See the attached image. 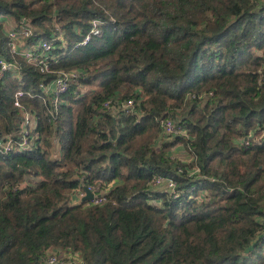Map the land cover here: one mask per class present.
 Here are the masks:
<instances>
[{
    "label": "trees",
    "instance_id": "16d2710c",
    "mask_svg": "<svg viewBox=\"0 0 264 264\" xmlns=\"http://www.w3.org/2000/svg\"><path fill=\"white\" fill-rule=\"evenodd\" d=\"M6 19L35 31L28 44L52 43L50 73L9 53ZM92 20L101 35L75 47ZM0 56L20 69L0 78V138L19 139L18 91L39 136L0 154V264L48 250L80 264H264V0H0ZM72 70L53 119L40 86ZM167 119L181 129L170 141ZM92 185L110 186L102 204L70 202Z\"/></svg>",
    "mask_w": 264,
    "mask_h": 264
},
{
    "label": "built area",
    "instance_id": "2783aa9c",
    "mask_svg": "<svg viewBox=\"0 0 264 264\" xmlns=\"http://www.w3.org/2000/svg\"><path fill=\"white\" fill-rule=\"evenodd\" d=\"M3 32L8 39L9 53L19 59L24 60L26 63L34 66L42 74L50 73L49 64L50 61L47 55L52 51V43L48 41L38 42L37 45L28 44L27 41L36 36L35 31L31 29L24 19L16 22L12 19H6L4 21ZM90 29L83 39L76 44L75 47H83L87 45L93 37H99L101 35V26L103 22L100 20H92L90 23ZM56 60V58H52ZM19 67L13 63L7 61L0 56V78L6 73H14V78L19 79ZM80 77V73L77 70L72 71H60L56 73V77L49 84L41 85L43 96L41 100L44 106L47 107V111L50 117L53 119L56 116L61 96L69 92V90L77 85ZM25 93L18 91L13 96V105L18 108L22 113V122L19 131V139H16L11 134L3 135L0 138V154L7 155L14 151L23 152L32 148L39 136L35 132L36 119L33 114L26 112L22 106L21 99ZM113 102L106 101L103 104V108L106 110L111 109ZM137 104L132 99H129L122 103L120 107L126 114L133 113ZM162 137H170L177 132L181 131L174 121L167 119L162 123ZM264 136V131H260V136L256 137V141H259ZM251 136H249L250 138ZM243 144L248 145L249 140L245 139ZM196 172V171H195ZM110 187V186H109ZM109 187H103L101 185H92L83 189H75L71 192L69 198L72 204L90 203L92 205L102 204L106 198L105 193ZM150 188L155 191L167 190L170 193L171 198L178 197L179 192L175 188V183L165 180L161 177H155L151 183ZM86 191L93 195L91 201L82 202L86 196ZM42 264H80V258L77 253L63 254L57 250H48L42 258Z\"/></svg>",
    "mask_w": 264,
    "mask_h": 264
},
{
    "label": "rangeland",
    "instance_id": "374dc122",
    "mask_svg": "<svg viewBox=\"0 0 264 264\" xmlns=\"http://www.w3.org/2000/svg\"><path fill=\"white\" fill-rule=\"evenodd\" d=\"M165 137H163L164 139ZM170 141L172 140V136L166 137L164 141ZM159 143V142H158ZM159 145H161L159 143ZM172 157L177 158L178 160L182 161L184 163L185 160L189 159V155L184 151L181 145H177L173 149Z\"/></svg>",
    "mask_w": 264,
    "mask_h": 264
},
{
    "label": "water",
    "instance_id": "95a60500",
    "mask_svg": "<svg viewBox=\"0 0 264 264\" xmlns=\"http://www.w3.org/2000/svg\"><path fill=\"white\" fill-rule=\"evenodd\" d=\"M109 142H111V139L109 140ZM93 198V195L86 191V196L83 198L82 202H87V201H91V199Z\"/></svg>",
    "mask_w": 264,
    "mask_h": 264
},
{
    "label": "crops",
    "instance_id": "0c3cea01",
    "mask_svg": "<svg viewBox=\"0 0 264 264\" xmlns=\"http://www.w3.org/2000/svg\"><path fill=\"white\" fill-rule=\"evenodd\" d=\"M182 148H183V146H182ZM184 149V148H183ZM185 151V150H184ZM186 152V151H185ZM186 161H189V159H187V160H185L184 162H186Z\"/></svg>",
    "mask_w": 264,
    "mask_h": 264
}]
</instances>
